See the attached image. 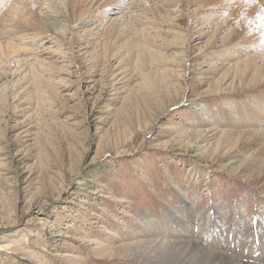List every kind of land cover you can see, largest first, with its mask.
Instances as JSON below:
<instances>
[{"label":"rangeland","instance_id":"1","mask_svg":"<svg viewBox=\"0 0 264 264\" xmlns=\"http://www.w3.org/2000/svg\"><path fill=\"white\" fill-rule=\"evenodd\" d=\"M170 8L176 10L173 21L193 37L162 35L158 57L150 55L139 31L130 30L139 39L120 42H128L133 54L127 76L115 68L113 77L105 57L96 63L101 56L91 57L93 40L89 47H75L77 58L69 50L58 51L54 72H44L50 82L25 89V81L19 96L0 87V264H145L105 256L94 242L124 237L142 213L160 222L170 209L181 215L184 195L199 208L190 213L192 226L218 207L227 216L240 211V231L250 228L259 240L264 177L243 180L225 165L227 157L214 154L217 139L195 134L211 126L201 122L200 107L217 120L218 114L229 116L227 98L243 105L248 95L264 89L234 88L228 79L220 88L221 72H204L216 56V43H209L213 25L187 20L186 5ZM109 25L104 20L102 27ZM84 30L75 36L83 37ZM116 51L110 45V53ZM194 121L204 127L187 129ZM195 169L207 173L182 190L176 174ZM18 173L21 180L15 184Z\"/></svg>","mask_w":264,"mask_h":264},{"label":"bare ground","instance_id":"2","mask_svg":"<svg viewBox=\"0 0 264 264\" xmlns=\"http://www.w3.org/2000/svg\"><path fill=\"white\" fill-rule=\"evenodd\" d=\"M172 4L186 5L185 17L197 26L213 25L209 43H216V56L208 60L210 67L204 72H221L216 82L220 88L228 79V85L234 88L264 89V0H0L1 91L6 94L12 90L19 96L25 81L29 83L25 89L50 82L44 72H54L58 51L69 50L75 55V47L92 44L91 57L101 56L95 61L97 64L105 57L113 77L117 74L115 68L123 69L122 74L127 76L126 67L133 55L127 51L128 38L136 41L142 35L150 55L159 57L161 52L157 47L161 45L162 35L193 37L189 28H179L173 21L176 10H171ZM104 20L110 21L106 28L102 27ZM79 28L85 29L83 37L75 36ZM200 28L205 34L203 27ZM133 29L139 31L138 35L131 36ZM101 31L104 33L99 39L96 35ZM123 38L128 41L126 45L120 43ZM110 45L111 50H117L115 53H110ZM113 59L118 60L117 65L111 63ZM15 61L17 66L9 70ZM22 70H26L24 78L16 81L14 77ZM259 93L248 95V103L243 105L236 98H227L229 116L218 114L217 120L207 108H199L205 113L201 122L211 126L195 135L201 137L207 132L204 135L207 140L217 139L214 154L227 157L225 165L243 180L264 177V90ZM27 102L31 103V99ZM201 122L194 121L187 129L204 127ZM206 173L195 169L176 176L183 190ZM14 179L15 184L20 182L19 173ZM182 203L186 209L181 215L170 209L160 222L156 215L142 213L124 237L113 236L107 243L98 240L94 243L105 256L118 254L117 257L137 259L145 264H264V246H260L264 245V231L259 232L258 241L250 228L240 231L239 225L244 222L240 211L227 216L218 207L213 214L198 219L197 226H192L190 213L198 212L199 208L187 195ZM222 250L240 254L231 257ZM249 254L257 256V260Z\"/></svg>","mask_w":264,"mask_h":264}]
</instances>
